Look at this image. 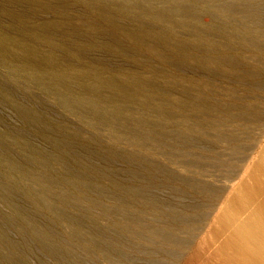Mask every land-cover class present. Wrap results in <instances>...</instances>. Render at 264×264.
Returning <instances> with one entry per match:
<instances>
[{"label": "rangeland", "instance_id": "374dc122", "mask_svg": "<svg viewBox=\"0 0 264 264\" xmlns=\"http://www.w3.org/2000/svg\"><path fill=\"white\" fill-rule=\"evenodd\" d=\"M37 1L29 5L0 0V264H161L155 253L178 249L166 243L158 246L145 236L139 241L146 235L143 223L178 239L190 238L181 260L169 263L163 257L164 264H225L213 250L219 239L200 232L191 236L186 225L180 227L187 233L182 235L173 227L177 216L171 210L179 200L203 198L186 188L180 190L181 196L174 175L190 177L178 167L181 155H208V123L222 128L228 112L238 113L257 101L263 105L256 103L258 110L264 111V0ZM229 64L231 69L226 68ZM239 123L229 124L246 125ZM250 125L245 132L261 142L259 123ZM240 126L238 132L245 135ZM189 141H198L203 148L195 151ZM218 148L229 153L225 146ZM225 152L223 161L230 156Z\"/></svg>", "mask_w": 264, "mask_h": 264}, {"label": "bare ground", "instance_id": "6f19581e", "mask_svg": "<svg viewBox=\"0 0 264 264\" xmlns=\"http://www.w3.org/2000/svg\"><path fill=\"white\" fill-rule=\"evenodd\" d=\"M15 1V0H14ZM18 2L21 1L22 2H27L29 4V2H31V0H17ZM35 1V0H34ZM111 1V0H110ZM33 2V1H32ZM31 2V3H32ZM37 3H39L37 0H36ZM42 2V1H41ZM88 2V1H87ZM6 3V2H5ZM26 3V4H27ZM46 3V2H44ZM112 3V2H111ZM131 3V2H130ZM34 4V2L32 3ZM42 4V3H41ZM115 4V3H114ZM31 5V4H29ZM116 5V4H115ZM134 5V4H133ZM223 5V4H222ZM94 6V5H93ZM121 6V5H120ZM224 6V5H223ZM113 7V5H112ZM129 7V6H128ZM222 7V6H220ZM226 7H228L226 5ZM238 7V6H237ZM243 7V6H242ZM231 8V7H230ZM229 8V9H230ZM123 9V8H122ZM121 9V10H122ZM222 9H225L222 7ZM228 9V8H227ZM228 9V10H229ZM236 9V8H235ZM221 10V8H220ZM231 10H234L231 8ZM214 11V10H213ZM225 13L227 12V10H224ZM223 11V12H224ZM230 11V10H229ZM239 11V10H238ZM237 11V12H238ZM242 11V10H240ZM245 12V11H244ZM125 13V12H124ZM137 13V12H136ZM146 13V12H145ZM177 13V12H176ZM217 13V12H216ZM222 13V11H221ZM228 13V12H227ZM233 13V12H231ZM240 13V12H239ZM247 13V11H246ZM134 14V13H133ZM229 14V13H228ZM235 14H238V13H235ZM241 14V13H240ZM239 14V15H240ZM242 14L245 15V13L242 12ZM101 15V14H100ZM121 15V14H120ZM128 15V14H127ZM139 15V14H138ZM222 15V14H221ZM249 15V14H248ZM223 16V15H222ZM228 16V15H227ZM237 16V15H236ZM235 16V17H236ZM243 16V15H241ZM240 17V16H239ZM248 17V16H247ZM149 18V17H148ZM228 18V17H227ZM232 18H234L232 16ZM242 18V17H241ZM252 18V17H250ZM144 19V18H143ZM235 19V18H234ZM244 19V18H243ZM247 18H245L246 20ZM214 20V19H213ZM227 20V19H226ZM229 20V19H228ZM236 20V19H235ZM249 20V19H247ZM19 21V20H18ZM224 21V20H223ZM230 21V20H229ZM252 21V20H250ZM20 22H22L20 20ZM233 22V21H232ZM239 22V21H238ZM236 23V22H235ZM249 23V22H248ZM253 23V21H252ZM227 24V23H226ZM230 24V23H228ZM234 24V23H233ZM242 24V23H240ZM250 24V23H249ZM248 24V25H249ZM236 25V24H235ZM244 26H246L245 24H243ZM216 26V25H215ZM227 26V25H226ZM230 26V25H229ZM227 26V27H229ZM233 26V25H232ZM239 26V25H237ZM235 26V27H237ZM251 26V25H249ZM115 27V26H114ZM241 27V26H240ZM248 27V26H247ZM255 27V26H254ZM46 28V27H45ZM168 28V27H167ZM231 28V27H230ZM234 28V27H233ZM243 28V27H242ZM256 28V27H255ZM47 29V28H46ZM117 29V28H116ZM239 29V28H237ZM236 29V30H237ZM250 29H252L250 27ZM169 30V29H168ZM167 30V31H168ZM235 30V31H236ZM241 30V29H240ZM243 30V29H242ZM254 31V28L252 29ZM251 30V31H252ZM258 30V29H256ZM231 31V30H230ZM234 31V29H233ZM232 32V33H235ZM238 31V30H237ZM244 31V30H243ZM36 32V31H35ZM169 32V31H168ZM241 32V31H239ZM245 32V31H244ZM244 32H243V36H244ZM255 32V31H254ZM1 33V32H0ZM242 33V32H241ZM258 33V32H257ZM256 33V35H257ZM132 34V33H131ZM171 34V33H170ZM226 36H229L227 35V33H225ZM230 34V33H229ZM236 34V33H235ZM250 34V33H249ZM253 35V33H251ZM255 34V33H254ZM3 35V34H2ZM1 35V37H2ZM168 35V34H167ZM232 35V34H231ZM230 35V36H231ZM250 35V36H252ZM254 35V36H256ZM130 36V35H129ZM175 36V35H174ZM173 36V37H174ZM225 36V35H224ZM235 36V35H234ZM234 36H233V39L234 40ZM246 36V35H245ZM249 36V35H248ZM253 36V37H254ZM258 36H260V34H258ZM31 37V36H30ZM33 37V36H32ZM157 37V36H156ZM160 37V36H159ZM236 37H239L240 39V35L239 36H236ZM242 37V36H241ZM247 37V36H246ZM245 37V38H246ZM8 38V37H7ZM34 38V37H33ZM134 38V37H133ZM164 38H167V37H164ZM226 38V37H225ZM229 38H232V37H229ZM244 38V37H243ZM228 39V38H227ZM248 38H246L247 40ZM251 39V38H249ZM35 40V39H34ZM136 40V39H135ZM237 40V39H236ZM234 40V41H236ZM245 40V39H244ZM141 41V40H140ZM174 41V40H173ZM232 43V41H230ZM227 41V43H230ZM239 42V41H238ZM243 42V40H242ZM170 43V41H169ZM237 46V42H235ZM247 43V42H245ZM250 43V42H249ZM252 43V42H251ZM250 43V44H251ZM212 44V43H211ZM226 44V43H225ZM224 44V45H225ZM244 44V42H243ZM223 43H222V46H224ZM229 45V44H227ZM226 45V46H227ZM242 45V44H240ZM247 45V44H246ZM254 45V44H253ZM139 46V45H138ZM151 46V45H150ZM231 46V45H230ZM249 46V45H248ZM248 46H245L246 49ZM2 47V46H1ZM243 46V48H245ZM252 47V45H251ZM258 47V46H256ZM255 45H254V48L256 49ZM222 48V47H221ZM220 48V49H221ZM224 48H227V47H224ZM238 48V47H237ZM240 48L242 49V47L240 46ZM253 48V47H252ZM251 48V49H252ZM11 49V48H10ZM24 49V48H23ZM251 49H248L249 51H251ZM16 50V49H15ZM28 50V49H27ZM192 50V49H191ZM227 50V49H226ZM229 50H231V48H229ZM235 50V49H234ZM238 50V49H237ZM262 50V49H261ZM259 50V51H261ZM21 51V50H20ZM23 51V50H22ZM154 51V50H153ZM221 51V50H220ZM223 53H224V49L222 50ZM245 51V49H244ZM247 51V52H249ZM253 51V50H252ZM255 51V50H254ZM254 51H253V54H254ZM264 50H262V53L264 54L263 52ZM5 52V51H4ZM37 52V51H36ZM39 52V51H38ZM227 52V51H226ZM241 52V50H240ZM256 52V51H255ZM258 52V51H257ZM256 52V53H257ZM33 53V51H32ZM40 53V52H39ZM222 53V52H221ZM261 53V54H262ZM5 54V53H3ZM258 54V53H257ZM260 54V52H259ZM37 55V54H36ZM42 55V54H41ZM198 55V54H197ZM18 56V55H17ZM31 56V55H30ZM50 56V55H49ZM203 56V55H202ZM225 56V55H224ZM250 56V54H249ZM255 56V54H254ZM11 57V56H10ZM43 57V56H42ZM198 57V56H197ZM200 57V56H199ZM198 57V58H199ZM214 57V56H213ZM217 57V56H216ZM257 57V55H256ZM177 58V57H176ZM206 57H204V60H205ZM224 58V57H223ZM226 58V57H225ZM242 58V57H241ZM254 58V57H253ZM252 58V59H253ZM38 59V57H37ZM37 59H34V60H37ZM203 59V58H202ZM221 59V57H220ZM227 59V58H226ZM255 59V58H254ZM260 59V58H259ZM40 60V59H39ZM188 60V59H187ZM194 60V59H193ZM196 60V58H195ZM194 60V61H195ZM198 60V59H197ZM213 60V59H212ZM211 60V61H212ZM225 60V59H223ZM250 60V59H249ZM262 60V59H261ZM42 61H45V60H42ZM54 61V60H53ZM202 61V60H201ZM216 60H214L215 62ZM222 61V60H220ZM243 61V60H242ZM180 62V61H179ZM187 62V61H185ZM200 62V61H199ZM218 62V61H217ZM37 63V62H36ZM35 63V64H36ZM202 63V62H201ZM205 63V62H204ZM208 63H210L208 61ZM207 63V64H208ZM213 64V62H211ZM221 63V62H220ZM218 63V64H220ZM253 63V62H251ZM255 63V62H254ZM196 64V62H195ZM200 64V63H199ZM224 64V63H223ZM228 64V63H227ZM189 65V64H188ZM203 65V63H202ZM214 65V64H213ZM18 66V65H17ZM49 66V65H48ZM198 66V65H197ZM201 66V65H200ZM206 66V65H205ZM220 66V65H219ZM244 66V65H242ZM31 67V66H30ZM46 67V66H45ZM215 67V66H214ZM232 67V66H231ZM235 67V66H234ZM247 67V65H246ZM47 68V67H46ZM204 68V67H203ZM213 68V67H212ZM219 68V67H218ZM223 68V67H222ZM227 69L230 68V64L228 65V67H226ZM239 68V67H238ZM252 68V67H251ZM250 68V69H251ZM254 68V67H253ZM31 69V68H30ZM209 69V68H208ZM231 69V68H230ZM40 70V69H39ZM54 70V69H53ZM91 70V69H90ZM214 70V69H213ZM226 70V69H225ZM52 71V70H51ZM50 71V72H51ZM57 71V70H56ZM69 71V70H68ZM54 72V71H53ZM251 72V71H250ZM257 72V71H256ZM36 73V72H35ZM38 73V72H37ZM59 73V72H58ZM57 73V74H58ZM74 74V73H73ZM89 74V73H88ZM130 74V73H129ZM253 74V73H252ZM35 75V74H34ZM45 75V74H44ZM43 75V76H44ZM85 75V74H84ZM37 76V75H36ZM40 76V75H39ZM47 76V75H46ZM50 76V74H49ZM55 76V75H53ZM59 76V75H58ZM93 76V75H92ZM69 77V76H68ZM50 78V77H49ZM56 78H59V77H56ZM95 78V77H94ZM135 78V77H134ZM35 79V78H34ZM36 80V79H35ZM59 80V79H58ZM67 80V79H65ZM64 80V81H65ZM53 81V80H52ZM56 81V80H54ZM137 81V80H136ZM63 82V81H62ZM121 82V81H120ZM99 83V82H97ZM104 83V82H103ZM132 83V82H131ZM56 84V83H55ZM129 84V83H128ZM99 85V84H98ZM57 87V85H56ZM140 91V90H139ZM254 92V91H253ZM256 92V91H255ZM254 94V93H253ZM252 94V95H253ZM256 94H254L255 96ZM258 95V94H257ZM125 97V96H123ZM62 99V98H61ZM127 99V98H126ZM254 99V98H253ZM64 100V99H63ZM252 100V99H251ZM255 101V100H254ZM89 102V101H87ZM100 102V101H99ZM256 102V101H255ZM258 102V101H257ZM256 102V103H257ZM250 103V102H249ZM256 103H252V104H245L247 105L246 107L243 108L242 106V110H240L238 113H230L228 112V114L225 115V118H224V122L221 124V127L223 128H220V124H217L218 126H216L215 123H208L207 126H209V129L211 132L208 131V129L205 128V130H207L210 134V137L211 139H209V142H205V143H208V144H205V145H208V146H205L206 147V151L208 153V155H206L205 153H200V152H195V153H190L188 152L189 154L191 155H181L183 158L182 160L178 161L177 162L179 164L178 167H180L181 169H184L185 171H187L186 173H190L189 174V178H184L183 176H176L172 174L171 177H174V181L179 185V190L178 192H180L181 189H188L189 191L191 192H198L197 194H199V192L201 193L202 195V200H187V202L185 203L184 201H181L179 200V203L173 207L174 210H171V211H174L176 213V218H174V221H176L175 223L173 221H168L172 224V222L174 223L173 224V227L175 229H179L181 226L183 225H186V226H189L190 229L188 230H191L190 233H193V235L191 234V236H194L195 235V232H200V233H203L204 235H208V236H212V238L216 237V239H219L217 240L218 241V245H217V248L216 249H213L215 250L216 252H218L220 255H219V258L222 259L223 257V260H225V262L227 264H264V113L261 114V110L259 111L258 108H260L261 106H263L262 104L260 103H257L260 105V107L258 105H255ZM263 103V102H262ZM63 104V103H62ZM181 104V103H180ZM179 104V105H180ZM244 104V105H245ZM95 105V104H94ZM171 105V104H170ZM174 105V104H173ZM172 105V106H173ZM182 105V104H181ZM187 105V104H186ZM172 106H169V107H172ZM65 107V106H64ZM176 107V106H175ZM184 107V106H183ZM173 108V107H172ZM240 108V107H239ZM264 108V107H263ZM262 108V109H263ZM165 109V108H163ZM178 109V108H177ZM184 109V108H183ZM238 109V108H237ZM181 110V109H180ZM239 110V109H238ZM121 112V111H120ZM237 112V110H236ZM261 112V113H259ZM158 113V112H157ZM164 113V111H163ZM126 114V113H125ZM162 114V113H161ZM169 115V114H168ZM262 115V117H261ZM119 116V115H118ZM166 117V116H165ZM183 118V117H182ZM174 119V118H173ZM164 120V119H163ZM166 120V119H165ZM139 121V120H138ZM156 121V120H155ZM158 121V120H157ZM241 122L239 124H242V123H245L246 125H250V124H258L259 123V127L257 130H259V135L262 136L263 140L261 142H258L257 138H255V136L253 135H250L249 132H245L246 129L245 127H247L245 125V127H243L244 125L240 126V125H236L235 126H230L229 123H233V122ZM161 122V121H160ZM166 121H164L165 123ZM171 122V121H169ZM180 122V121H179ZM139 122H137L136 124H138ZM175 123V122H174ZM178 123V122H177ZM176 123V124H177ZM182 123V122H180ZM184 123V122H183ZM140 124V123H139ZM155 124V123H154ZM153 124V125H154ZM161 124V123H160ZM166 124V123H165ZM168 124V123H167ZM175 124V125H176ZM186 124V123H184ZM183 124V125H184ZM188 124V123H187ZM215 124V125H214ZM156 125V124H155ZM161 125H164V124H161ZM179 125V124H177ZM182 125V124H181ZM180 125V127H181ZM138 126V125H137ZM140 126V125H139ZM151 126V125H150ZM170 128L171 126L168 125ZM174 126V125H173ZM185 126H188L189 127V124L188 125H185ZM191 126V125H190ZM206 126V127H207ZM236 126H240V127H243L244 132H245V135L243 136L242 134H240L238 132V129ZM153 127V126H152ZM178 127V126H177ZM184 127V126H183ZM194 127H197V125L193 124L192 125V129H194ZM251 127V125H250ZM250 127L248 128L250 131L252 129H250ZM256 127V125H255ZM159 128V127H158ZM160 128H163L164 130V127H160ZM159 128V129H160ZM168 128V127H167ZM191 128V127H190ZM189 128V129H190ZM252 128V127H251ZM166 129V128H165ZM184 129V128H183ZM185 129H187L185 127ZM191 129V130H192ZM242 129V130H243ZM253 129H254V126H253ZM254 129V130H256ZM155 130H157L155 128ZM162 130V131H163ZM169 131V130H168ZM183 132H186L184 130H182ZM248 131V130H247ZM165 132V131H164ZM175 132V131H174ZM198 132V129L197 131ZM203 132H206V131H203ZM207 132V133H208ZM168 133V132H166ZM187 133V132H186ZM189 133V131H188ZM191 133V131H190ZM169 134V133H168ZM175 134V133H174ZM121 135V134H120ZM163 135V134H162ZM176 135V134H175ZM174 135V136H175ZM206 134H203L202 136H205ZM158 136V135H157ZM161 136V132H160V135ZM173 136V137H174ZM208 138H209V134L206 135ZM260 136H257V137H260ZM140 137V136H139ZM142 137V136H141ZM165 137V136H164ZM172 137V138H173ZM177 137V135H176ZM175 137V138H176ZM112 138V137H111ZM121 138V137H120ZM143 138V137H142ZM151 138V137H150ZM159 138V137H158ZM161 138V137H160ZM159 138V139H160ZM178 138V137H177ZM141 139V138H140ZM144 139V138H143ZM154 139V138H153ZM152 139V140H153ZM162 139V138H161ZM165 139V138H164ZM260 139V138H258ZM112 140V139H111ZM116 140V139H115ZM170 140V139H168ZM177 140V139H176ZM205 140V139H204ZM208 139H206L207 141ZM156 141V140H155ZM171 141V140H170ZM173 141V140H172ZM183 142H185L183 140ZM181 141V143H183ZM192 142V143H191ZM189 141L190 146H192V149H196L195 151L199 150V149H202L203 147L199 144L198 141L196 142H193V141ZM119 143V142H118ZM136 142L134 141L133 144H135ZM145 143V142H144ZM155 143H158V142H155ZM162 142H160L161 144ZM174 144V141L171 142ZM129 144V143H128ZM133 144H131V146H133ZM146 144V143H145ZM164 144V143H163ZM177 143H175L174 145H176ZM185 144V143H184ZM188 144V142L186 143V145ZM114 145V144H113ZM144 145V144H143ZM153 145V143H152ZM157 145V144H156ZM159 145V144H158ZM157 145V146H158ZM165 145V144H164ZM161 146V147H164V150H165V147L168 146V143L166 144V146ZM130 146V145H129ZM185 146V145H184ZM223 147L225 146L227 148V150L229 151V153L226 151V149H224L230 156L229 159L228 157H226L228 159V162H225V160L223 161V153L225 152H219L217 151V148L218 147ZM134 147V146H133ZM141 147V146H140ZM145 147V146H144ZM178 147V146H176ZM176 147H173L175 149H177ZM189 146H187L188 148ZM202 147V148H201ZM204 147V148H205ZM157 149L160 148V145L159 147H156ZM170 148V147H169ZM181 148H182V145H181ZM185 148V147H184ZM168 149V148H167ZM186 149V148H185ZM184 149V150H185ZM189 149V148H188ZM219 149V148H218ZM143 150V149H142ZM156 150V149H155ZM135 152V150H133ZM150 151V150H149ZM159 151V150H158ZM168 151V150H167ZM166 151V153H167ZM170 151V150H169ZM172 151V149H171ZM182 151V150H181ZM204 152V150H202ZM183 152V151H182ZM181 152V154H182ZM185 152V151H184ZM225 152V153H226ZM164 153V154H166ZM169 153V152H168ZM171 153V152H170ZM186 154V153H184ZM226 154V155H228ZM239 154H241L239 156ZM142 155V154H141ZM172 155V153H171ZM174 156V154H173ZM223 158H222V157ZM169 157V155H168ZM166 157V160L167 158ZM175 157V156H174ZM189 157V158H188ZM164 158V157H163ZM170 158V157H169ZM168 158V159H169ZM176 158V157H175ZM222 158V159H221ZM172 160V159H171ZM151 161V160H150ZM168 161V160H167ZM227 161V160H226ZM148 163V162H147ZM14 164V163H13ZM12 165V164H11ZM175 165V163H174ZM226 166V168L228 167V170H223V168ZM154 167V166H153ZM156 167V166H155ZM149 168V167H148ZM160 168V167H158ZM152 171H153V168L151 167ZM156 169V168H155ZM161 169V168H160ZM159 169V170H160ZM211 169V170H210ZM155 171V170H154ZM179 171V170H178ZM182 171V170H181ZM223 171H225V173H223ZM156 172V171H155ZM184 173V172H183ZM163 176H166V175H163ZM169 176V175H167ZM169 179V178H167ZM170 180V179H169ZM167 181V180H166ZM171 181V180H170ZM33 182V181H32ZM28 185V184H27ZM81 186V185H80ZM74 187V186H73ZM76 187V186H75ZM85 187V186H83ZM181 187V188H180ZM3 189V188H2ZM176 190V191H177ZM4 191V190H2ZM123 191V190H122ZM129 191V189H128ZM125 192V191H124ZM130 192V191H129ZM182 192V194H181ZM180 194L181 196L183 195V191H181ZM60 193V192H59ZM58 193V194H59ZM133 193V192H132ZM131 193V194H132ZM135 193V192H134ZM177 193V192H176ZM187 193V192H185ZM45 194V193H44ZM50 194V193H49ZM130 194V193H129ZM179 194V193H178ZM188 194V193H187ZM135 194H133L134 196ZM66 196V195H65ZM70 196V195H69ZM132 196V195H131ZM191 196V195H189ZM200 196V195H199ZM68 197V195H67ZM137 197V195H136ZM180 197V196H179ZM192 198V196H191ZM63 199V198H62ZM91 199V198H90ZM193 199H196V198H193ZM66 200V198H65ZM78 201V200H77ZM143 201V200H142ZM121 202V201H120ZM148 202V201H147ZM116 203V202H115ZM119 203V202H117ZM166 203V202H165ZM46 204V203H45ZM49 204V203H48ZM120 204V203H119ZM146 204V203H145ZM80 205V204H79ZM82 205V204H81ZM84 205V204H83ZM116 205V204H115ZM166 204H164V201L161 202V206L164 207ZM85 206V205H84ZM126 206V205H124ZM43 207V206H42ZM107 207V206H106ZM119 207V205L117 206ZM123 207V206H122ZM144 207V206H143ZM147 207V205H146ZM169 207V205L167 206ZM172 207V206H171ZM170 207V208H171ZM49 208V207H48ZM51 208V207H50ZM166 208V207H165ZM60 209V208H59ZM93 209V208H92ZM103 209V208H102ZM101 209V210H102ZM118 209V208H117ZM121 210L123 208H120ZM125 209V208H124ZM127 209V208H126ZM162 209V208H161ZM160 209V210H161ZM169 209V208H168ZM172 209V208H171ZM48 210V209H47ZM107 210V208H106ZM116 210V209H115ZM158 210V209H157ZM206 210V211H204ZM110 211V210H108ZM112 211V209H111ZM120 211V210H119ZM167 211V210H166ZM107 212V211H106ZM124 212V210H123ZM126 212V211H125ZM165 212V211H164ZM170 212V210H169ZM65 213V212H64ZM67 213V212H66ZM82 213V212H81ZM105 213V212H104ZM110 213V212H109ZM138 213V212H137ZM174 213V214H175ZM200 213V214H199ZM72 214V212H71ZM78 214V213H77ZM102 214V212H101ZM107 215V213H105ZM104 214V215H105ZM118 214H120L118 212ZM123 214V213H121ZM118 215V216H122V215ZM126 214V213H125ZM169 214V213H168ZM167 214V215H168ZM172 214V213H171ZM174 214H172L174 216ZM76 215V214H74ZM85 215V214H84ZM103 215V216H104ZM105 215L104 218L107 219V216ZM117 215V214H116ZM202 215V216H200ZM80 216V215H79ZM130 216V215H129ZM158 216V215H156ZM163 216V214H162ZM161 216V218H162ZM165 216V215H164ZM163 216V217H164ZM171 215L169 214V217ZM73 217V216H72ZM81 217V216H80ZM100 217V216H99ZM112 217V216H111ZM160 217V216H159ZM166 217V216H165ZM168 217V216H167ZM172 217V216H171ZM84 218V217H83ZM89 218V216H88ZM102 218V217H101ZM110 218V217H109ZM119 218V217H118ZM122 218H125L122 217ZM121 218V219H122ZM144 218V217H143ZM154 218V217H153ZM74 219V217H73ZM77 219V218H76ZM111 219V218H110ZM130 219V218H129ZM134 218H132L133 220ZM140 219V218H139ZM142 219V218H141ZM176 219V220H175ZM86 220V219H85ZM91 220V219H90ZM105 220V219H104ZM155 220V219H154ZM161 220V219H160ZM160 220L158 219L157 221L160 222ZM169 220V219H168ZM66 221V220H65ZM71 221V220H70ZM115 221V220H113ZM124 221V220H123ZM134 221V220H133ZM146 221V220H145ZM89 222V221H88ZM94 222V221H93ZM108 222H111V220ZM125 222H126V219H125ZM135 222V221H134ZM133 222V223H134ZM137 222V221H136ZM141 222V221H140ZM139 222L138 220V224L141 225V223ZM165 222V221H164ZM55 223V222H54ZM80 223V221H79ZM91 223V222H90ZM107 223V221L105 222ZM114 223V222H113ZM128 223V221H127ZM60 224V223H59ZM75 224V223H73ZM120 224V223H119ZM118 224V226H119ZM144 224V225H143ZM142 226L144 227V229H146V235L143 234V232L141 234L143 235H140L139 236V241L143 238V236H145V239L144 240H148V242H158V246H161V243L163 244H167L166 247H168V245H171L170 247H173V249L177 248L178 250H173V252L170 251V249H166L164 248V252H163V249H162V252L160 250V253H155V256H160L159 257V263L161 264H164L162 262V260H165L164 258L167 259V261L169 260L170 262H179L182 258V255H184L182 252V255H181V251H183L184 249L188 248L189 245H190V238L187 239L185 238V236L183 238L187 239V240H182V236L180 235H177V237H181V239H178V238H175L174 236H171L169 234V232L167 231H164V230H153L150 228V224L147 225L149 227H146L145 228V224H148V223H143ZM157 224V223H156ZM159 224V223H158ZM157 224V225H158ZM167 224V222H166ZM165 223L162 224V225H166ZM110 225V224H109ZM123 225V224H122ZM161 225V224H160ZM60 226V225H59ZM64 226V225H63ZM80 226V225H79ZM126 226V225H124ZM130 226V225H128ZM34 227V226H33ZM95 227V226H94ZM97 227V226H96ZM108 227V226H106ZM105 227V228H106ZM122 226H120V229H121ZM127 227V226H126ZM141 227V226H140ZM153 227V226H151ZM68 228V227H67ZM74 228V227H73ZM114 228V227H113ZM123 228V227H122ZM125 228V227H124ZM129 228V227H128ZM132 227H130L131 229ZM154 228V227H153ZM162 228V226H161ZM188 228V227H187ZM69 229V228H68ZM112 229V228H111ZM117 229V228H116ZM134 229V228H133ZM140 230V228H138ZM136 229V230H138ZM165 229V228H163ZM174 229V232H177L175 231ZM66 230V229H64ZM107 230V229H106ZM109 230V229H108ZM112 230H115V229H112ZM124 231H126L125 229H123ZM135 230V229H134ZM138 230V231H139ZM180 232L181 234L183 235V232L182 229L180 228ZM37 231V230H36ZM72 231V230H71ZM99 231V230H98ZM120 231V230H118ZM130 231V230H129ZM129 231L127 234H129ZM138 231H136L135 233H137ZM144 231V230H143ZM179 231V230H178ZM33 232V231H32ZM48 232V231H47ZM76 232H77V229H76ZM84 233V231H82ZM114 232V231H113ZM127 232V231H126ZM134 232V231H132ZM178 232V233H180ZM34 233V232H33ZM44 233V232H42ZM74 233V231H73ZM79 233V232H78ZM81 233V232H80ZM88 233V232H87ZM115 233V232H114ZM125 233V232H124ZM145 233V232H144ZM199 233V234H200ZM49 234V233H48ZM89 234V233H88ZM98 234V233H97ZM126 234V233H125ZM134 234V233H133ZM132 234V235H133ZM139 234V233H137ZM136 234V235H137ZM175 234V233H174ZM173 234V235H174ZM177 234V233H176ZM184 234H187V233H184ZM84 235V234H83ZM100 235V234H99ZM103 235V234H102ZM119 235V234H118ZM121 235V234H120ZM124 234H122L123 236ZM131 235V234H130ZM49 236V235H47ZM82 236V235H81ZM97 236V235H96ZM122 236L121 237V241L124 239H122ZM125 236V235H124ZM210 236V238H211ZM214 236V237H213ZM69 237V236H68ZM79 237V236H78ZM100 238L102 236H99ZM112 237V236H111ZM134 237H137L135 236L134 234ZM187 237V236H186ZM189 237V236H188ZM195 237V236H194ZM205 237V236H204ZM41 238V237H40ZM44 238V237H43ZM46 238V237H45ZM44 238V239H45ZM72 238V237H71ZM70 238V239H71ZM92 238V237H91ZM103 238V237H102ZM138 238V237H137ZM192 238V237H191ZM209 238V237H208ZM43 239V240H44ZM54 239V238H53ZM56 239V238H55ZM69 239V238H68ZM67 239V240H68ZM76 239V238H75ZM78 239V238H77ZM87 239V238H86ZM98 239V237L96 238ZM135 239V238H134ZM193 239V238H192ZM195 239V238H194ZM95 240V239H94ZM105 240V239H104ZM108 240V239H106ZM115 240V239H114ZM117 240V239H116ZM138 240V239H137ZM214 240V239H213ZM80 241V240H79ZM125 241V240H124ZM123 241V242H124ZM143 241V240H142ZM193 241V240H192ZM209 241V240H208ZM50 242V241H49ZM53 241H51L52 243ZM69 242V241H68ZM84 242V241H82ZM97 242V241H96ZM108 242V241H107ZM207 242V241H206ZM216 242V240H215ZM90 243V242H89ZM88 243V244H89ZM94 243V242H93ZM104 243V242H103ZM110 243V241H109ZM122 242H120L121 244ZM125 243L128 244L127 241H125ZM139 243V242H138ZM201 243V242H200ZM199 243V245H200ZM204 243V242H203ZM49 244V243H47ZM70 244V243H69ZM91 244V243H90ZM113 244V243H111ZM110 244V245H111ZM119 244V243H118ZM123 244V243H122ZM146 244H147V241H146ZM149 244V243H148ZM153 244V245H154ZM208 244V242H207ZM213 244V243H212ZM217 244V243H216ZM104 245V244H103ZM106 245V244H105ZM114 245H117V244H114ZM124 245V244H123ZM122 245V246H123ZM133 245V244H131ZM136 245V243H135ZM139 245V244H138ZM141 245V244H140ZM150 245V244H149ZM152 245V244H151ZM203 245V244H201ZM46 246V245H45ZM49 246V245H48ZM53 246V245H52ZM77 246V244H76ZM88 246V245H87ZM96 246V245H95ZM100 246V245H99ZM143 246V245H142ZM145 246V245H144ZM154 246H157V243L156 245ZM164 246V245H163ZM163 246L161 248H163ZM195 246V245H194ZM57 247V246H55ZM60 247V246H59ZM64 247V246H63ZM79 247V246H78ZM97 247V246H96ZM102 247V246H100ZM121 248V246H119ZM130 247V246H129ZM149 247V246H148ZM204 247V246H203ZM206 247V246H205ZM209 246H207L208 248ZM212 247V246H211ZM61 248V247H60ZM89 248V247H88ZM103 248V247H102ZM110 248V247H109ZM140 248V247H139ZM151 248V247H150ZM192 248V247H191ZM58 249V248H57ZM67 249V248H66ZM72 249V248H71ZM104 249H105V246H104ZM108 249V248H107ZM107 249H105L107 251ZM111 249V248H110ZM109 249V250H110ZM152 249V248H151ZM159 249V247H157V250ZM203 249V248H202ZM54 250V249H53ZM84 250V248H83ZM113 250L115 251V249L113 248ZM135 250V249H134ZM138 250V249H137ZM156 250V249H155ZM207 250V249H206ZM212 250V251H213ZM64 251V250H63ZM66 251V250H65ZM68 251V250H67ZM85 251V250H84ZM100 251V250H99ZM104 251V250H103ZM102 251V252H103ZM105 251V254H107L109 251L106 252ZM129 251V250H128ZM153 251H154V248H153ZM170 251V252H169ZM176 251H178L176 253ZM180 251V253H179ZM186 251V250H184ZM211 251V250H210ZM70 252V251H69ZM90 252V251H89ZM93 252V251H92ZM91 252V254H92ZM139 252V251H138ZM142 252V251H141ZM145 252V251H144ZM155 252V251H154ZM192 252V251H191ZM195 252V251H193ZM214 252V251H213ZM59 253V252H58ZM67 253V252H66ZM111 253H113L111 251ZM133 253V251H132ZM153 253V252H152ZM152 253L151 251L148 253L151 254L150 257H152ZM187 253V252H186ZM190 253V252H189ZM199 252H197L198 254ZM218 253H217V256H218ZM55 254V253H54ZM53 254V255H54ZM89 254V253H88ZM117 254V252H116ZM122 254V253H121ZM147 254V253H146ZM154 254V253H153ZM203 254V253H202ZM205 254V253H204ZM211 254V252H210ZM58 255V254H57ZM112 255V254H111ZM128 255V254H127ZM135 255V254H134ZM139 255V254H138ZM199 255V254H198ZM67 256V255H66ZM72 256V255H71ZM94 256V255H93ZM107 256V255H106ZM142 256V255H141ZM153 256V259H155ZM197 256V255H196ZM221 256V257H220ZM123 257V256H122ZM126 257V256H125ZM144 257V256H143ZM148 257V256H146ZM162 257V258H161ZM164 257V258H163ZM204 257V256H203ZM206 257V256H205ZM208 257V256H207ZM213 257V256H212ZM215 257V256H214ZM110 258V257H109ZM137 258V257H136ZM196 258V257H195ZM198 258V257H197ZM217 258V257H215ZM102 259V258H100ZM126 259V258H125ZM157 259V257H156ZM155 259V262H157V260ZM211 259V258H210ZM73 260V259H72ZM109 260V259H108ZM112 260V259H111ZM118 260V259H116ZM134 261V260H132ZM168 261V262H169ZM59 262V261H58ZM100 262V261H99ZM136 262V261H135ZM169 262V263H170ZM182 262V261H181ZM211 262V261H210ZM209 262V263H210ZM78 263V262H76ZM102 263V262H101ZM107 263V262H106ZM105 263V264H106ZM200 263V261H199ZM202 263V262H201ZM208 262H206L207 264ZM221 263V261H220ZM223 263V262H222ZM225 263V264H226ZM115 264V262H114ZM173 264V263H172ZM205 264V263H204Z\"/></svg>", "mask_w": 264, "mask_h": 264}]
</instances>
